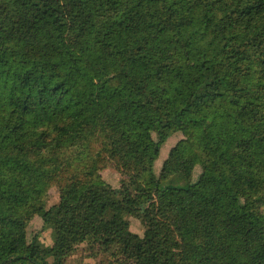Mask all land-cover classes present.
Wrapping results in <instances>:
<instances>
[{
	"label": "trees",
	"instance_id": "1",
	"mask_svg": "<svg viewBox=\"0 0 264 264\" xmlns=\"http://www.w3.org/2000/svg\"><path fill=\"white\" fill-rule=\"evenodd\" d=\"M83 242L108 264H264V0H0V264Z\"/></svg>",
	"mask_w": 264,
	"mask_h": 264
},
{
	"label": "rangeland",
	"instance_id": "2",
	"mask_svg": "<svg viewBox=\"0 0 264 264\" xmlns=\"http://www.w3.org/2000/svg\"><path fill=\"white\" fill-rule=\"evenodd\" d=\"M182 138L183 134L181 132H176L162 145L160 156L155 162V171L157 174L160 173L163 163L168 158L171 149ZM201 170V166L197 165L193 173V180H196L200 176ZM101 174L104 180L107 181L111 186L124 191L129 199L138 198L139 181L132 175L123 174L111 165L103 169ZM170 194H175L174 190H172ZM59 201L60 192L57 185L55 184L50 188L49 194L45 199L46 207L49 208L52 205L58 204ZM143 215V211L130 209L124 214V218L130 222V229L132 232L139 234L147 244L154 245L155 241L143 221ZM24 221L26 223V230L29 240H31L35 234H39V240L44 245L52 246L54 244L55 234L53 229L50 226H44L42 217L39 213L34 211V209H30L25 213ZM97 249H92L86 242L79 243L68 253L66 257V263L108 264L110 259H116L111 258L110 252H99ZM50 260H52V258H50Z\"/></svg>",
	"mask_w": 264,
	"mask_h": 264
}]
</instances>
